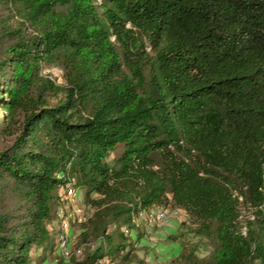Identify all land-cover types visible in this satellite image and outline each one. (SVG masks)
<instances>
[{
  "label": "trees",
  "instance_id": "1",
  "mask_svg": "<svg viewBox=\"0 0 264 264\" xmlns=\"http://www.w3.org/2000/svg\"><path fill=\"white\" fill-rule=\"evenodd\" d=\"M0 110V264L57 249L67 185L69 264L136 261L152 208L212 242L178 264H264V0H0Z\"/></svg>",
  "mask_w": 264,
  "mask_h": 264
},
{
  "label": "rangeland",
  "instance_id": "2",
  "mask_svg": "<svg viewBox=\"0 0 264 264\" xmlns=\"http://www.w3.org/2000/svg\"><path fill=\"white\" fill-rule=\"evenodd\" d=\"M47 74L56 79L58 83H63V74L59 68L51 67L45 70ZM2 110H0V114ZM121 152L119 148L114 155ZM84 198L82 193L79 198L75 199L73 205L78 213L76 220L70 221L69 232L72 238V248L74 255L82 256L89 247L88 245L79 246V234L82 231V221L92 214V210L88 205H83ZM80 209V211H79ZM161 208H152L143 211L135 221L136 228L131 232L126 228V233H129L130 240L134 244L135 252L138 259L131 264H178L181 253L185 245L195 246L197 255L200 258H206L213 252L212 242L205 238L196 235L190 228L185 226L187 215L184 212L174 213L171 211L167 218L162 219L159 216ZM84 220H82V219ZM62 223L56 215L55 220L51 224L52 234L56 236L57 249L51 250L41 248L35 252L33 264H69L70 258H64L58 249V235ZM93 243L92 248H96L99 244ZM113 259L112 257H109Z\"/></svg>",
  "mask_w": 264,
  "mask_h": 264
},
{
  "label": "bare ground",
  "instance_id": "3",
  "mask_svg": "<svg viewBox=\"0 0 264 264\" xmlns=\"http://www.w3.org/2000/svg\"><path fill=\"white\" fill-rule=\"evenodd\" d=\"M81 192L79 189L75 188L72 185H67L61 190V200L59 206L57 207V216L62 223V227L60 230V234L58 235V243H59V252L61 254H67L68 258H71L73 253L72 248V238L69 232V228L71 226L70 221L76 220V215L78 213L75 210V206L73 205L75 199L79 198ZM80 211V209H79ZM169 209H163L159 212V216H163L160 218L165 219L170 214ZM181 212L180 209L174 210V213ZM116 226V225H115ZM69 244V245H68ZM100 264H119L117 262L111 261L108 257L100 260Z\"/></svg>",
  "mask_w": 264,
  "mask_h": 264
},
{
  "label": "built area",
  "instance_id": "4",
  "mask_svg": "<svg viewBox=\"0 0 264 264\" xmlns=\"http://www.w3.org/2000/svg\"><path fill=\"white\" fill-rule=\"evenodd\" d=\"M161 216V215H160ZM161 217H163V216H161ZM80 219H82V218H80ZM82 220H84V219H82ZM69 245V244H68ZM61 255H63L64 256V258H68L69 256H67V254H61Z\"/></svg>",
  "mask_w": 264,
  "mask_h": 264
}]
</instances>
